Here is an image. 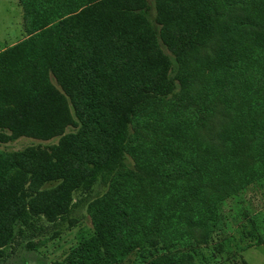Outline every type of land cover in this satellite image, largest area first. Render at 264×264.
Masks as SVG:
<instances>
[{
    "label": "trees",
    "instance_id": "trees-1",
    "mask_svg": "<svg viewBox=\"0 0 264 264\" xmlns=\"http://www.w3.org/2000/svg\"><path fill=\"white\" fill-rule=\"evenodd\" d=\"M16 2L24 38L0 51V143L58 141L0 149V254L18 222L66 219L73 192L101 182L92 235L54 264L135 250L194 264L226 201L264 186V0Z\"/></svg>",
    "mask_w": 264,
    "mask_h": 264
},
{
    "label": "rangeland",
    "instance_id": "rangeland-1",
    "mask_svg": "<svg viewBox=\"0 0 264 264\" xmlns=\"http://www.w3.org/2000/svg\"><path fill=\"white\" fill-rule=\"evenodd\" d=\"M23 38L20 6L16 0H0V51ZM72 130L67 128L66 131ZM57 141L58 138L39 140L20 137L11 142H1L0 149L17 151L29 146H48ZM127 163H132L129 157ZM105 190L106 186L97 182L91 190L82 188L74 191L68 217L56 223L44 217L33 218L37 230L18 222L15 240L2 249L0 264H54L65 261L70 248L92 235L93 227L87 207L92 199ZM222 214L223 224L212 234L207 244L197 248L194 264H264V245L255 244L257 236L263 233L260 225L264 226V186L250 184L237 201H226L222 206ZM253 216L257 217L259 223L257 230L253 229L250 221ZM19 228L23 229L22 234L18 233ZM30 243L38 247L30 248ZM140 252L133 251L118 264H149L151 258Z\"/></svg>",
    "mask_w": 264,
    "mask_h": 264
}]
</instances>
